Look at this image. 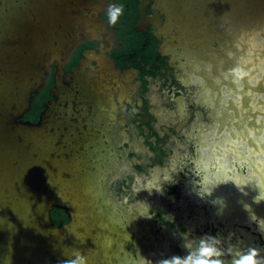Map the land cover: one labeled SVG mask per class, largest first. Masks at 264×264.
Listing matches in <instances>:
<instances>
[{
    "label": "flooded vegetation",
    "instance_id": "flooded-vegetation-1",
    "mask_svg": "<svg viewBox=\"0 0 264 264\" xmlns=\"http://www.w3.org/2000/svg\"><path fill=\"white\" fill-rule=\"evenodd\" d=\"M113 3L125 7L116 25L106 15ZM251 15L224 22L226 38L206 58L172 43L161 0H75V47L63 67L103 71L111 86L102 116L115 157L109 190L137 242L135 264L187 258L201 238L218 241L224 264L253 251L264 264V186L252 177L256 157L239 154L232 138L240 81L233 70L224 78L219 56L233 46L264 49V7ZM60 66H51L23 121H40ZM52 215L68 220L62 209Z\"/></svg>",
    "mask_w": 264,
    "mask_h": 264
},
{
    "label": "water",
    "instance_id": "water-1",
    "mask_svg": "<svg viewBox=\"0 0 264 264\" xmlns=\"http://www.w3.org/2000/svg\"><path fill=\"white\" fill-rule=\"evenodd\" d=\"M161 2L171 13L172 43L206 58L226 38L224 22H243L264 7V0ZM74 26L75 0H0V264L137 260V242L109 190L115 157L102 116L111 86L103 71L63 67L75 47ZM219 56L224 78L233 70L240 81L232 138L244 148L239 154L256 157L252 177L264 186V49L233 46ZM55 62L52 99L38 123L23 121ZM254 186L262 195V185ZM56 208L68 216L60 226Z\"/></svg>",
    "mask_w": 264,
    "mask_h": 264
},
{
    "label": "clouds",
    "instance_id": "clouds-1",
    "mask_svg": "<svg viewBox=\"0 0 264 264\" xmlns=\"http://www.w3.org/2000/svg\"><path fill=\"white\" fill-rule=\"evenodd\" d=\"M124 11L123 3L109 4L106 12L109 23L116 25L124 15ZM217 243L215 238H201L198 247L190 252L187 258L173 257L170 260L162 261L161 264H224V261L219 259L224 253L216 246ZM70 264H85V261L83 257H77ZM237 264H260V261L257 259V253L253 251Z\"/></svg>",
    "mask_w": 264,
    "mask_h": 264
},
{
    "label": "trees",
    "instance_id": "trees-1",
    "mask_svg": "<svg viewBox=\"0 0 264 264\" xmlns=\"http://www.w3.org/2000/svg\"><path fill=\"white\" fill-rule=\"evenodd\" d=\"M53 216V215H52ZM53 219H54V222L58 225V226H60V225H62L63 223L62 222H60L55 216H53ZM68 221V220H67ZM66 221V222H67Z\"/></svg>",
    "mask_w": 264,
    "mask_h": 264
},
{
    "label": "bare ground",
    "instance_id": "bare-ground-1",
    "mask_svg": "<svg viewBox=\"0 0 264 264\" xmlns=\"http://www.w3.org/2000/svg\"><path fill=\"white\" fill-rule=\"evenodd\" d=\"M255 38H256V37H255ZM258 39H259V38H258ZM258 39H257V40H258ZM253 41H254V40H253ZM256 42H258V41H256ZM260 42H261V41H260ZM255 45H256V44H255ZM258 45H259V44H258Z\"/></svg>",
    "mask_w": 264,
    "mask_h": 264
}]
</instances>
